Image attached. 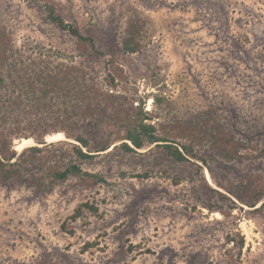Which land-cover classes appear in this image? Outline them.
<instances>
[{"label":"rangeland","instance_id":"1","mask_svg":"<svg viewBox=\"0 0 264 264\" xmlns=\"http://www.w3.org/2000/svg\"><path fill=\"white\" fill-rule=\"evenodd\" d=\"M38 2L94 48L46 22ZM39 53L85 70L108 97L75 128L0 124L5 154L27 151L0 183V264H264V0H0L1 100L8 62ZM140 121L165 141L130 144ZM219 129L237 155L210 143ZM76 134L95 155L57 178ZM40 138L54 143L30 152ZM161 144L192 152L176 160Z\"/></svg>","mask_w":264,"mask_h":264},{"label":"trees","instance_id":"2","mask_svg":"<svg viewBox=\"0 0 264 264\" xmlns=\"http://www.w3.org/2000/svg\"><path fill=\"white\" fill-rule=\"evenodd\" d=\"M38 7L45 11L44 20L46 22L54 24L61 30L68 31L78 42H87L91 49L94 48L93 38L82 34L77 27L65 22L61 15L56 12L53 4L39 3ZM123 47L126 51L134 52L138 49L139 43L132 37H127L124 39ZM25 62L19 58L8 62L9 67L6 73L10 79L6 83V89L11 94L7 93L3 100L0 98V106L5 104L8 110L3 111L4 114H0V124L9 122L10 128H58V124L65 123L60 127L75 128L79 122H83L88 115L94 113L97 105L107 96L102 90L94 88L92 78L78 66L57 62L55 69L48 65L49 58L42 53H39L37 58ZM2 74L0 72V77ZM0 81L3 80L0 78ZM91 92H94L95 95L90 96ZM70 94L73 95L69 97ZM92 97L96 99L94 106L88 102L89 98ZM62 105H64L63 110H60ZM28 106L34 108L29 110ZM42 109H44L43 114L40 113ZM138 126V130H128L125 135V138L134 147L140 148L145 143L158 144L160 141H165L156 134L155 128L152 126L144 124L142 121L139 122ZM74 140L78 144L69 142L71 145L69 156L63 155L54 160L51 173L57 178H65L69 172L82 173L78 160L92 158L95 155L91 150H83V147L89 145L88 138L84 134H76ZM209 140L222 157L230 158L237 155L239 140L234 136L226 135L221 129L214 131ZM37 142L43 146H30L28 147L30 152H39L45 145L54 143H47L43 138L38 139ZM7 143V141L0 143V183L7 182L21 174V160L24 159L23 156L27 152L23 150L16 155V152L12 151L6 155ZM122 143L126 150L131 149L127 142ZM161 145L168 148L169 156L176 160H184L186 153L192 152L189 146ZM108 147L109 144L105 143L96 150H105ZM58 167L64 168L59 170Z\"/></svg>","mask_w":264,"mask_h":264},{"label":"bare ground","instance_id":"3","mask_svg":"<svg viewBox=\"0 0 264 264\" xmlns=\"http://www.w3.org/2000/svg\"><path fill=\"white\" fill-rule=\"evenodd\" d=\"M61 136V133L60 132H57V133H54L53 134V138L55 137H60ZM51 137V136H49ZM30 142H33V140L31 138H23L22 141L20 143H17L18 147H23L25 145H28ZM34 143V142H33ZM32 143V144H33ZM20 149V148H19Z\"/></svg>","mask_w":264,"mask_h":264},{"label":"water","instance_id":"4","mask_svg":"<svg viewBox=\"0 0 264 264\" xmlns=\"http://www.w3.org/2000/svg\"><path fill=\"white\" fill-rule=\"evenodd\" d=\"M46 140V139H45Z\"/></svg>","mask_w":264,"mask_h":264}]
</instances>
